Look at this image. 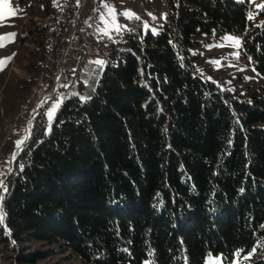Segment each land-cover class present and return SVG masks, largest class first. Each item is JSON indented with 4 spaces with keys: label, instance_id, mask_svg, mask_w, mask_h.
Wrapping results in <instances>:
<instances>
[{
    "label": "trees",
    "instance_id": "1",
    "mask_svg": "<svg viewBox=\"0 0 264 264\" xmlns=\"http://www.w3.org/2000/svg\"><path fill=\"white\" fill-rule=\"evenodd\" d=\"M167 1L161 31L125 32L89 99L67 98L50 129L34 119L0 177V264L45 258L35 242L93 264H230L253 249L241 264H264V87L236 96L192 53L229 32L264 77V22L249 0ZM75 13L63 9L61 50Z\"/></svg>",
    "mask_w": 264,
    "mask_h": 264
},
{
    "label": "rangeland",
    "instance_id": "2",
    "mask_svg": "<svg viewBox=\"0 0 264 264\" xmlns=\"http://www.w3.org/2000/svg\"><path fill=\"white\" fill-rule=\"evenodd\" d=\"M7 2L17 10V14L0 21V36L16 33L14 41L5 42V46L0 47V59L11 57L7 66L0 70V177L4 183L18 153L31 136L36 116L44 111L50 129L67 98L78 96L82 100L89 99L112 48L121 47L124 33L139 28L144 32H159L168 14L167 0H52L50 10L31 0ZM249 2L252 23L261 24L264 22V8L258 5L264 4V0ZM71 4L76 7V13L72 29L67 34L68 44L61 50L60 43L65 38L61 36L66 33L63 9ZM105 5L115 8L116 23L121 26L118 31L112 27ZM127 10L139 18L122 15ZM84 26L92 30L91 39L103 44L106 50L100 55L87 52L81 60L73 59V52L84 48ZM105 28L107 33L102 31ZM228 37L238 39L239 46ZM197 40L200 43L192 49V53L198 56L196 66L204 79L218 83L236 96H245L255 89L262 90L264 77L244 56L239 36L229 32L220 36L204 33L197 36ZM101 60L104 64L96 63ZM56 103L59 107L50 120L47 113ZM22 138L24 144L17 147L16 142ZM28 246L33 250L49 252L35 264H93L86 263L72 251H61L57 244L35 242ZM254 253L242 260H250ZM217 259L225 264L221 255L213 254L207 255L205 264ZM237 260L242 261L236 257L230 264H235ZM1 264H10V261Z\"/></svg>",
    "mask_w": 264,
    "mask_h": 264
},
{
    "label": "snow or ice",
    "instance_id": "3",
    "mask_svg": "<svg viewBox=\"0 0 264 264\" xmlns=\"http://www.w3.org/2000/svg\"><path fill=\"white\" fill-rule=\"evenodd\" d=\"M105 7H108L107 15L109 17H111L112 27H114L118 31L121 26L116 23V10H115V8L109 7L108 5H105ZM258 7L264 8V4L258 5ZM0 9H2V10H0V21H3L6 17H14L17 14V10L13 9L10 6V4L7 2V0H0ZM122 15H125L129 18H133V17H136L137 19L139 18L131 10H127V11L123 12ZM149 15H151V14L149 13ZM102 19H103V17H102ZM105 23L107 24L108 21L105 20ZM145 27H147L146 24H145ZM102 31L107 33L108 29L105 28V29H102ZM15 36H16V33H7V34L0 36V47H4L5 42L14 41ZM227 39H229L230 41H233L237 46H239V44H240V41L238 39L233 38V37H228ZM237 55H238V53H237ZM10 59H11V57H6L4 59H0V70H3V68L7 66V63ZM96 63L102 65V64H104V61H102V60L96 61ZM216 63H219V62L216 61ZM58 107H59V103L54 104L53 107L47 113L48 118L50 120L53 118ZM25 139H27V137H25ZM23 143H24V140H20V141L16 142V145H17V147H19ZM3 187H4L3 183H2V181H0V188H3ZM4 190L6 191V188H4ZM0 199H2V198H0ZM3 220H4V213L2 212V210H0V223H3ZM253 251H255V250L253 249ZM239 255L240 254L237 253V256H239ZM250 255H251V253H249L248 256H245L244 259H248ZM209 264H221V261L219 259H217L216 261H209ZM235 264H241V262L239 260H237V261H235Z\"/></svg>",
    "mask_w": 264,
    "mask_h": 264
},
{
    "label": "built area",
    "instance_id": "4",
    "mask_svg": "<svg viewBox=\"0 0 264 264\" xmlns=\"http://www.w3.org/2000/svg\"><path fill=\"white\" fill-rule=\"evenodd\" d=\"M83 39L84 43L83 46L84 48L73 52L72 57L73 59H82L83 55L87 52L92 53L94 55H100L103 50H106V48L103 46V44L93 41L91 39V33L92 30L88 29L86 26L83 27Z\"/></svg>",
    "mask_w": 264,
    "mask_h": 264
},
{
    "label": "water",
    "instance_id": "5",
    "mask_svg": "<svg viewBox=\"0 0 264 264\" xmlns=\"http://www.w3.org/2000/svg\"><path fill=\"white\" fill-rule=\"evenodd\" d=\"M80 10H81V7L79 8V11H80ZM45 103H46V100H44V104H45ZM44 104H43V105H44ZM23 144H24V143H23ZM23 144H22V145H23ZM3 200H4V198H2V201H3Z\"/></svg>",
    "mask_w": 264,
    "mask_h": 264
},
{
    "label": "bare ground",
    "instance_id": "6",
    "mask_svg": "<svg viewBox=\"0 0 264 264\" xmlns=\"http://www.w3.org/2000/svg\"><path fill=\"white\" fill-rule=\"evenodd\" d=\"M48 97V96H47ZM27 134V133H26ZM22 140H24V138H22Z\"/></svg>",
    "mask_w": 264,
    "mask_h": 264
}]
</instances>
